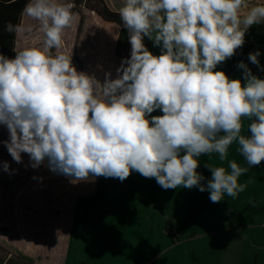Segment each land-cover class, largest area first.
<instances>
[{
  "label": "clouds",
  "instance_id": "9594fccd",
  "mask_svg": "<svg viewBox=\"0 0 264 264\" xmlns=\"http://www.w3.org/2000/svg\"><path fill=\"white\" fill-rule=\"evenodd\" d=\"M15 2V0H13ZM74 5L61 0H27L21 22L4 31L31 33L23 17L37 21L40 47L0 53V125L3 143L16 163L42 164L73 182L118 178L132 171L154 178L163 189L198 187L219 203L246 188L239 178L264 162V79L240 61L244 81L231 79L219 64L245 43L246 32L264 24V2L252 0H122L121 25L130 56L105 72L78 71L63 54ZM147 37L160 48L154 55ZM260 52L249 53L259 66ZM160 110L162 115H151ZM247 135L242 134L244 120ZM236 143L246 166L235 160L212 167L211 178L197 171L201 156L225 160ZM3 169L9 170L7 162Z\"/></svg>",
  "mask_w": 264,
  "mask_h": 264
},
{
  "label": "rangeland",
  "instance_id": "374dc122",
  "mask_svg": "<svg viewBox=\"0 0 264 264\" xmlns=\"http://www.w3.org/2000/svg\"><path fill=\"white\" fill-rule=\"evenodd\" d=\"M104 1L116 11L122 6V0ZM61 2L74 5V20L60 51L72 55L78 71L100 81L110 71L115 78L131 49L129 40L123 42L121 25L90 8L99 6V0ZM23 22L33 31L17 36L15 48L40 47L38 22L28 17ZM143 42L154 55L160 54L147 37ZM256 51L259 66L248 59ZM240 61L264 79V24L252 26L243 47L216 70L243 82ZM162 114L156 110L151 115ZM249 123L244 120L242 134H248ZM8 140L7 128L0 125V264L11 256L25 264H264V162L239 178L246 188L236 198L225 195L213 203L208 191L165 190L136 171L123 182L105 177L73 182L46 163L32 168L27 154L16 163L3 143ZM237 148L233 143L223 161L216 153L199 157L197 171L206 177L202 183L211 178L205 163L227 168L235 160L246 166ZM168 225L178 227L180 238H173Z\"/></svg>",
  "mask_w": 264,
  "mask_h": 264
},
{
  "label": "trees",
  "instance_id": "16d2710c",
  "mask_svg": "<svg viewBox=\"0 0 264 264\" xmlns=\"http://www.w3.org/2000/svg\"><path fill=\"white\" fill-rule=\"evenodd\" d=\"M27 0H0V53L3 55L13 58L15 52L13 48L16 46L17 35L8 33L4 31V25L11 21L13 24L21 22V10L23 9ZM99 6H91L102 18L107 21H114L121 25L119 11L111 9L104 0H99ZM74 7L72 9V12ZM82 18L80 24L82 23ZM121 35L123 37V42L126 43L128 40L127 30L121 25ZM144 43V42H143ZM173 238H180V232L173 234ZM14 257L6 258L4 264H25L19 261V263L14 262Z\"/></svg>",
  "mask_w": 264,
  "mask_h": 264
},
{
  "label": "crops",
  "instance_id": "0c3cea01",
  "mask_svg": "<svg viewBox=\"0 0 264 264\" xmlns=\"http://www.w3.org/2000/svg\"><path fill=\"white\" fill-rule=\"evenodd\" d=\"M259 2H264V0H257V3H259ZM177 229H178V227H176ZM229 228H234V226H232V227H229ZM219 229H216L215 231H218ZM228 229H223V231L224 232H226V233H228V234H230V232H237V231H227ZM231 230V229H230ZM178 232H180L179 231V229H178ZM180 235H181V232H180ZM15 263H19V261H14Z\"/></svg>",
  "mask_w": 264,
  "mask_h": 264
},
{
  "label": "built area",
  "instance_id": "2783aa9c",
  "mask_svg": "<svg viewBox=\"0 0 264 264\" xmlns=\"http://www.w3.org/2000/svg\"><path fill=\"white\" fill-rule=\"evenodd\" d=\"M168 229H170V231L175 234V233H178V229L176 227H174L173 229L171 228L170 225L167 226Z\"/></svg>",
  "mask_w": 264,
  "mask_h": 264
}]
</instances>
